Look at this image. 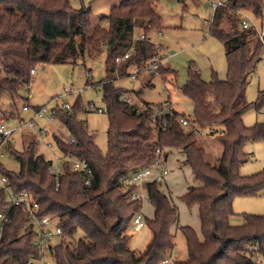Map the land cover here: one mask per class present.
<instances>
[{
  "label": "trees",
  "instance_id": "obj_1",
  "mask_svg": "<svg viewBox=\"0 0 264 264\" xmlns=\"http://www.w3.org/2000/svg\"><path fill=\"white\" fill-rule=\"evenodd\" d=\"M160 1L122 0L111 9L109 26L102 27L92 24L90 6L76 8L70 0H0V102L6 94L12 99L19 97L20 89L30 85L41 63L79 65L101 54L104 46L107 50L102 80L109 118L107 152L104 154L95 143L87 121L77 117L78 112L88 110L80 97L70 109L57 111V118L75 142L52 134L63 155L89 162L91 174L73 170L68 161L62 162L59 174L52 172L54 162L40 151L36 133L30 139L21 133L22 150L0 137V145L4 144L20 164L18 171H11L0 162V173L9 178L14 191H28L39 202L40 215L57 218L68 237L53 244V264H164L176 254L175 231L179 229L185 236L188 256L172 264L264 262V214L245 213L242 224L230 221L235 197L258 195L264 188V169L251 175L240 171L250 159L246 142L264 141V123L248 127L243 121L251 105L246 97L249 77L261 62L263 44L255 31L243 29L241 12L254 11L262 16L263 0H226L214 10L209 32L227 44V77L221 79L214 72L206 81L195 66L189 65V78L182 91L193 101V116L174 108L171 113L158 115L154 124L152 106L162 107L163 103L143 101L146 108L140 110V105L123 98L127 91L116 87L114 79L119 65L116 58L130 48L125 68L141 70L158 54L149 34L163 27L156 9ZM136 30L146 38H135ZM158 72L165 75L164 79L170 73L177 80L176 71L162 64ZM136 94L142 98V90ZM262 103L264 90L256 100V105ZM181 117H186L188 124H182ZM18 118L19 122L25 120ZM200 131L220 143L217 161L208 158ZM157 148L167 158L178 152L181 164L191 167L194 183L181 198L188 208H198L201 236L193 227L180 223L179 209L162 182L147 181L145 198L154 206V213L144 220L152 238L138 251L128 244L129 229L142 212L145 198L130 200L138 186L126 181L154 160ZM0 212L8 213L0 237V264H27L29 258L39 255L34 245L36 226L28 223L26 207L10 206L3 192Z\"/></svg>",
  "mask_w": 264,
  "mask_h": 264
},
{
  "label": "rangeland",
  "instance_id": "obj_2",
  "mask_svg": "<svg viewBox=\"0 0 264 264\" xmlns=\"http://www.w3.org/2000/svg\"><path fill=\"white\" fill-rule=\"evenodd\" d=\"M70 1L76 8L83 5L90 6L92 24L108 27V15L111 9L120 4L122 0ZM207 2L208 0H161L157 4L156 9L161 14L163 27L153 30L149 37L157 46H162L164 55H168L162 62V66L175 70L177 80L170 73L166 74L167 78L164 79V74L154 72L148 67L138 70L136 77L133 78L132 72L137 69L134 67L125 68L126 61H121L117 66L114 85L125 89L136 105H141L143 101L153 104H164L169 101L177 111L192 117L193 101L182 91V87L189 78V65L195 66L206 81L212 79L214 72H217L221 79L227 77L228 65L225 54L227 44L209 32V22L214 9L212 5L206 6ZM140 34L141 31L136 30L135 37ZM106 57L107 50L104 46L101 54L94 58H87L84 64L41 63L34 70L30 85L20 89L19 97L12 99L8 94L3 97L0 102V119H3L9 126H16L19 123L18 116L25 120L32 117V110H23L24 104L31 107H46L48 115L53 108H61L65 101L73 105L80 97L88 110L78 112L77 117L87 121L89 132L94 134L95 143L105 154L107 152L109 118L105 112L102 80L106 76ZM88 72L91 73L90 77H88ZM87 81L91 84L87 85ZM141 90L142 98H139L136 93ZM260 90H264V64L262 62L250 75L246 89V97L251 105L244 112L243 121L248 127H252L256 123H264V103L256 105ZM98 108L103 110L99 111ZM43 126H47L49 131L38 136L37 131ZM23 133V136L28 139L32 138L33 133H36L39 138L40 151L47 158H51L54 164L61 165L63 154L53 140L52 134H59L67 139L69 133L59 118L53 122H47L44 117L38 118L36 127L23 131ZM23 136L20 133L14 136L13 145L17 150L23 149ZM199 138L201 144L208 151V158L212 162L217 161L221 155L220 143L203 131L199 132ZM245 150L250 153V159L241 166V173L251 175L263 170L264 141H248L245 144ZM179 158L181 156L176 151L169 155L168 165L171 173L167 178L168 181H163L161 186L176 203L180 213V223L193 227L201 236L197 208H188L181 198L187 191V186L194 183V175L189 165L179 167ZM0 162L11 171L19 170L18 160L5 149L3 156H0ZM166 183L169 188L166 187ZM233 209L235 213L230 218L232 224L244 223L245 213L264 214V188L258 195L235 197ZM142 212L147 217L154 213L153 205L146 198L143 202ZM129 232L128 244L138 251L145 249L152 238V232L147 226L137 229L134 222L130 226ZM175 233L178 252L173 254L171 261L184 260L188 256L186 239L180 229ZM260 264H264V262L261 261Z\"/></svg>",
  "mask_w": 264,
  "mask_h": 264
},
{
  "label": "built area",
  "instance_id": "obj_3",
  "mask_svg": "<svg viewBox=\"0 0 264 264\" xmlns=\"http://www.w3.org/2000/svg\"><path fill=\"white\" fill-rule=\"evenodd\" d=\"M226 0H208V4L212 5L215 10L218 6L225 4ZM242 27L243 29H251L256 32L258 37L261 39L263 44L262 58L261 62L264 64V0H263V15L259 16L254 11H242ZM161 33V31H159ZM136 38V37H135ZM141 39H145L146 35L144 33L140 34ZM156 50L158 54L152 57L146 64L145 67L151 68L154 72H158L160 65L167 58V54L164 55L162 52V46L156 45ZM132 48H130L123 55L118 56L116 58V62L119 64L121 61H126L132 52ZM137 71L132 72V77H136ZM91 76V73L88 72V77ZM127 101L134 103L130 96L123 97ZM72 105L65 101L61 108L70 109ZM154 114L151 118V121L155 124L156 117L163 113H171L174 109V106L168 101L163 104L162 107L153 105ZM146 108V104L142 102L139 106L140 110ZM59 108H53L51 113L47 115L46 107H38L33 108L28 104L23 105L24 111L32 110V117L28 120H24L19 122L16 126H9L3 119H0V137L4 138V142L7 140L14 141V136L17 133H22L26 129H34L37 125L38 118H45L47 122H53L57 119V111ZM99 111H102L101 108H98ZM180 121L182 124H188V119L186 117H181ZM49 131L47 126L40 127L37 131L38 136L45 134ZM69 142H75L73 137L67 138ZM3 145H0V156H3ZM50 146V143H48ZM157 155L154 160L135 172L127 179V184L137 185V189H135L130 196V200L136 199H144L145 198V183L147 181H165L167 180L170 174V167L168 165V158L165 156L164 151L161 148H157ZM68 161L71 165V168L76 171H81L86 173L87 175L92 173V168L89 162L86 159L63 155V160ZM62 162L61 165L53 164L51 166V171L55 174H59L62 171ZM5 193L7 196V200L9 201L10 206H25L27 209V218L29 224H34L37 229V236L34 239V245L39 248V255L37 257H31L28 260L27 264H53L52 262V246L56 241L67 239L68 237L64 236V231L62 226L59 225L58 219L53 216H42L39 214L40 204L34 199V197L28 191L16 192L12 189L10 180L6 175L0 173V193ZM8 213L0 212V237L2 235L4 222L7 220ZM134 223L137 229H140L145 226L144 216L141 213L137 214L134 218ZM258 261H261V258H257ZM165 263L172 264L173 261L171 259H166Z\"/></svg>",
  "mask_w": 264,
  "mask_h": 264
},
{
  "label": "crops",
  "instance_id": "obj_4",
  "mask_svg": "<svg viewBox=\"0 0 264 264\" xmlns=\"http://www.w3.org/2000/svg\"><path fill=\"white\" fill-rule=\"evenodd\" d=\"M206 6H210V5L208 4V2H207V4H206ZM177 153H178V152H177ZM178 154H179V153H178ZM179 155H180V154H179ZM180 156H181V155H180ZM181 160H182V156H181V158L178 159V161H179V167H180V168H181L182 166H185V165H182V164H181ZM170 173H171V172H170ZM167 181H168V180H167ZM167 181H166V182H167ZM189 185H191V184H189ZM189 185H188V186H189ZM188 186H187V187H188ZM166 187L169 188L167 183H166ZM153 208H154V206H153ZM195 208H197V207H195ZM197 210H198V208H197ZM142 214H143V212H142ZM143 216H145V215L143 214ZM152 216H153V214H152L151 216H149V217H152ZM177 252H178V250H177V248H176L175 253H177Z\"/></svg>",
  "mask_w": 264,
  "mask_h": 264
}]
</instances>
